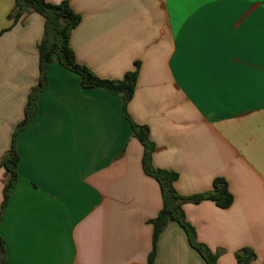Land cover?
Masks as SVG:
<instances>
[{"label": "crops", "instance_id": "1", "mask_svg": "<svg viewBox=\"0 0 264 264\" xmlns=\"http://www.w3.org/2000/svg\"><path fill=\"white\" fill-rule=\"evenodd\" d=\"M67 1L79 15L77 63L109 80L138 63L126 112L148 128L153 168L176 173L186 198L225 180L229 207L182 204L196 240L217 264H236L242 248L264 264V0ZM15 2L0 0V162L13 136L19 155L0 214L6 264H146L162 197L121 95L83 88L53 60L17 129L39 80L45 19L28 10L15 20ZM5 179L0 167V211ZM154 253L153 264H207L176 222Z\"/></svg>", "mask_w": 264, "mask_h": 264}, {"label": "trees", "instance_id": "2", "mask_svg": "<svg viewBox=\"0 0 264 264\" xmlns=\"http://www.w3.org/2000/svg\"><path fill=\"white\" fill-rule=\"evenodd\" d=\"M32 11L40 14L45 19L44 37L38 45V61L40 76L37 84L28 96L24 110V117L17 129L26 127L35 114V102L38 92L46 83L44 76L47 66L56 60L61 66L75 73L80 84L85 89L102 88L110 94L121 95L122 110L125 118L130 124L133 136L136 137L143 146L142 168L146 175L154 178L159 184L162 207L157 216L150 221L153 227L152 250L148 256L146 264H153L154 246L158 235L170 222L178 223L185 231L188 241L193 249L203 258L207 264H217L216 254H213L207 247L196 240L193 228L184 220L182 204L185 202L199 203L202 200H211L220 208H227L233 202V197L227 188V184L222 178H215L212 183V190L191 197L180 196L174 188L177 174L172 171L153 168L151 164V153L153 143L148 138V128L144 125H137L131 121L126 105L131 99L138 73V63L134 64V69L126 72L120 80L101 79L92 73L85 66L77 63L74 53L69 45V34L79 22V15L73 12L68 1L64 0L59 4H51L45 0H16L14 12L15 20L25 11ZM19 155L14 144V136L7 154L0 162V167L4 169L6 179L4 182L3 200L0 214L6 205L9 194L16 182V165ZM236 264H251L254 253L249 248H242L236 254ZM0 264H6L4 244L0 237Z\"/></svg>", "mask_w": 264, "mask_h": 264}]
</instances>
